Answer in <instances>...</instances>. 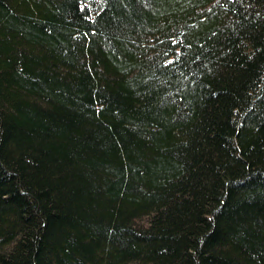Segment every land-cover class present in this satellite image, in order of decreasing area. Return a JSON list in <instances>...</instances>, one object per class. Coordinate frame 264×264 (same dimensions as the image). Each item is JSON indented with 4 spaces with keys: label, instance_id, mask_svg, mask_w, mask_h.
<instances>
[{
    "label": "trees",
    "instance_id": "obj_1",
    "mask_svg": "<svg viewBox=\"0 0 264 264\" xmlns=\"http://www.w3.org/2000/svg\"><path fill=\"white\" fill-rule=\"evenodd\" d=\"M0 264H264V0H0Z\"/></svg>",
    "mask_w": 264,
    "mask_h": 264
}]
</instances>
